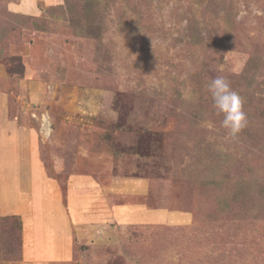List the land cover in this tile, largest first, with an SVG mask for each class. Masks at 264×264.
I'll use <instances>...</instances> for the list:
<instances>
[{"label":"rangeland","instance_id":"1","mask_svg":"<svg viewBox=\"0 0 264 264\" xmlns=\"http://www.w3.org/2000/svg\"><path fill=\"white\" fill-rule=\"evenodd\" d=\"M83 2L0 0V178L12 194L32 157L66 205L81 179L111 210L48 263L23 259L22 222L0 213V264H264V0ZM216 76L243 99L236 136ZM41 225L25 222L38 253Z\"/></svg>","mask_w":264,"mask_h":264},{"label":"crops","instance_id":"2","mask_svg":"<svg viewBox=\"0 0 264 264\" xmlns=\"http://www.w3.org/2000/svg\"><path fill=\"white\" fill-rule=\"evenodd\" d=\"M13 165L17 172H13L12 181L15 187L12 194H7L5 192L7 186L6 180L2 179L3 176L0 178V213L3 215L14 214L20 216L23 226V259L25 261L40 263L66 260L70 257L73 246V228L83 224L85 225L83 222L84 215L87 212V214H91V212L96 214L98 211L101 212L104 218V216L107 217L104 212H107L106 210L108 209L110 211L111 207L104 208L100 206L96 199L97 196H94L96 190L94 193H92L93 189L92 191H87L81 179H77L75 182L73 181V191H70L68 204L66 205L57 185L53 180L44 176L41 165L36 160L31 157L29 161H27L22 157L19 163L15 162ZM90 180L94 181L93 177L92 179L90 178ZM138 181L134 183H138ZM97 187L101 188L100 185H97ZM18 191L20 192L19 194L17 193ZM11 196L17 199L15 210H13L12 207ZM130 207L132 208L134 205H124L119 208L118 211L120 212L118 213L120 217L131 216L132 218L135 215L142 214L140 211L131 213ZM148 211H150L148 214L150 217L155 215L153 210ZM134 213L135 215H133ZM92 218L94 217L91 216L88 221L91 224L94 222L91 221ZM39 219H42L43 225H41V227L44 228V236L40 240L43 245V252L38 253L34 244L36 241L35 234L33 237V233L30 231L31 235L25 239L24 231L25 222H32L35 224L41 222ZM29 226L31 225L29 224ZM33 226L31 229H33ZM50 233L59 235L58 238L55 239L59 241L58 245H49L47 234Z\"/></svg>","mask_w":264,"mask_h":264},{"label":"clouds","instance_id":"3","mask_svg":"<svg viewBox=\"0 0 264 264\" xmlns=\"http://www.w3.org/2000/svg\"><path fill=\"white\" fill-rule=\"evenodd\" d=\"M213 107L222 114L221 127L231 136L239 134L247 125V114L243 110V99L232 89L230 82L223 76H216L207 84Z\"/></svg>","mask_w":264,"mask_h":264},{"label":"trees","instance_id":"4","mask_svg":"<svg viewBox=\"0 0 264 264\" xmlns=\"http://www.w3.org/2000/svg\"><path fill=\"white\" fill-rule=\"evenodd\" d=\"M85 2H83V5H82V7H81V9H82V11L83 12H89V13H94L95 12V5H94V2L95 1H97V0H84ZM96 13V12H95ZM78 29V31H79V33H81V34H92V33H94V29H96L97 31H99V27H95V28H86V29H84L83 28V26L82 27H79V28H77ZM15 218H17L19 221H20V223H21V218L18 216V215H15L14 216Z\"/></svg>","mask_w":264,"mask_h":264}]
</instances>
